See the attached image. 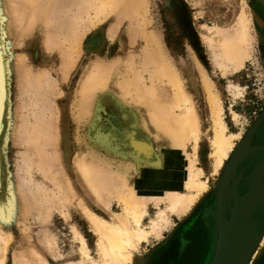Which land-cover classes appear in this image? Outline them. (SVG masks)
I'll return each instance as SVG.
<instances>
[{
	"label": "rangeland",
	"instance_id": "1",
	"mask_svg": "<svg viewBox=\"0 0 264 264\" xmlns=\"http://www.w3.org/2000/svg\"><path fill=\"white\" fill-rule=\"evenodd\" d=\"M84 1L87 3H84ZM91 1H43L44 4L48 5L51 9L49 18L52 19L55 15L53 17L54 20L52 19L53 23H49L52 25L50 26L47 24L46 32L53 35L54 32H56L55 34L59 38L58 42L60 48L64 52H67L68 48L70 49L69 42L64 38L67 37L66 27L70 25L67 23L72 20L71 17L78 16L81 18L79 15L82 12V20H78L77 17V19L74 17L76 21L78 20L76 23L80 28H82L83 19L85 18L87 24L89 22L92 23L87 25L89 30H87V28L85 29L82 40L75 50L76 52L79 50L77 53H80V55H76V58L75 51L73 53V57L77 60L74 59L76 62L68 73L69 75L66 80H63L65 78H63V63L65 62L59 58V54L62 53L60 50H52L45 47L44 30L40 31L36 29L28 32V35H23L19 34L14 27H11L9 30L7 27H4V30L8 32V36L3 30H0V63L4 60L2 65L5 66L1 68L2 65L0 64V98L4 103V111L0 121V203L3 204L5 202L4 205L6 204V206H8L10 202L15 201L18 207L22 209V212L25 214L27 213L18 220V223L20 222L19 224L7 218V225L2 227L4 232H10L11 234L3 264H15V259L18 255L19 258L20 255H22L21 258L23 259L20 258L19 262L22 260V262H24L23 264H33L32 262L34 261L32 260L39 256L40 257L35 260L38 262L43 260L44 264H102L97 245L99 239L98 234L92 229L83 210L77 207L74 201L85 199L86 204L95 214L107 220L110 219V213H121L122 206L120 202L114 198L111 200L109 209L112 212H107L102 207L95 204L94 200L90 199L89 196L85 195L80 175L73 170L70 171L67 167L78 158L84 157L85 159L95 160L96 162L102 161V167L104 162H106L104 165H110L108 169L104 168L103 170L104 178L106 175H111V173H109L111 170L115 171V174L113 173L112 175L117 178V176H119L116 174L117 169L125 171L134 166L136 170L137 167L139 168V171H135V173L137 172L138 174L137 186L140 184V177L141 179L143 177H149L148 175L151 173L150 170L153 168L148 164L147 157L150 155L149 152L154 154L163 152V158L173 169L179 170L184 167L186 164L185 161H187L184 154V159H182L181 156L180 162H178L175 150L164 147L160 151V149H158V143L154 140L146 142V136L138 131L139 127L135 125V121L131 120L132 114L139 117V113L142 112L141 117L138 118L139 125L142 129L143 122L141 119L145 114V111H143L144 108L142 107L144 106L141 105L140 107L139 104L136 105L133 99L135 97L134 91L139 87V89L145 90L149 89L150 86L153 87L152 85L157 88L167 85L169 82L168 78H165L162 74L164 67L165 69L169 68L174 74H179L181 79H183V88L193 99V104L200 118L202 130L207 129V127L209 128L210 124L208 117V102L206 101L207 93H205L206 90L203 83H201V69L212 82L214 90L221 98V105L223 107L222 120L226 126V134L236 135L240 148L244 149V147H250L251 136L262 121H264V0H245L247 6L246 13L249 15L251 21L248 39V43H250L247 47L249 50L246 48L247 51L250 52H248L249 56L244 61L243 65L236 70H223L224 67H219V65L216 64V53L220 51L218 49L220 36L216 33L217 29L215 28L221 27L222 29L221 23H225L224 26L227 27L225 30L227 29L228 33H232V21L234 22L233 19L239 11L240 4L242 3L241 0H130L128 6L129 10L126 7L127 16L124 14L121 17L114 16V13L111 15V13L108 12L103 13V16L102 12L99 13L96 11L97 0H95V2L93 0ZM88 2L91 4L89 5ZM71 4L72 6H69ZM85 4L88 5L86 6ZM134 4L136 5L132 8ZM70 7L73 8L71 9ZM135 9L137 11L140 9L138 14H135L137 13ZM87 10L90 17L85 14ZM105 10L107 9L102 11L105 12ZM230 26L232 28H230ZM154 53H158V56ZM146 54H148L147 57ZM150 55L153 57H150ZM21 56H23V58H21ZM24 57L26 58L24 59ZM153 58L155 59L152 60ZM114 59L120 63L118 67L121 66L119 74L115 76V79H117L115 83L124 86V78H126V80L130 78L129 81L132 80L130 83L133 85L135 83L137 87L132 85L129 90H125L126 93L122 91V93H124L122 95V104L125 109L118 107L117 105L120 104H117L114 100V98L117 99V95H119L118 92L122 94L121 91H117L116 88H112L111 86L107 89H95L97 91L94 90V93L91 92V94L93 93L94 95L92 94V97H90V94L88 96V98H90H86L88 99V103H93V106L88 104L89 107L91 106V109L89 108L88 111L85 101L79 103L78 100V88L84 73L90 70V67L96 66L98 68L99 65L104 66L105 63L107 67L116 61ZM148 60H150V62H148ZM6 62H9L11 70L6 66ZM150 63L153 64V67ZM163 63L165 66H163ZM15 64L16 66H21H17L20 68H17L18 71H20L18 72L20 75L16 73ZM24 67L26 69L28 68L34 75H39L40 72V74L44 73L42 74V78L50 80L53 83L52 86L55 85L53 87L51 86L53 89L45 88L44 86L41 87L40 90H36L34 87L32 90V87H27L28 84L25 85V81L27 83L28 78L25 80L26 74H24ZM43 69L45 71H43ZM132 69L135 72L138 71V74L135 73V75L134 71H130ZM154 69L158 72L154 71ZM161 69H163V71ZM149 70H151V73H149ZM22 74L25 77L22 76ZM45 74H47L46 77ZM121 74L122 76H120ZM138 77H142L141 80L140 78L137 79ZM166 80L168 82H166ZM121 83H123V85ZM232 87L239 88L240 94L235 95L237 92H235ZM21 88L27 90L25 94V91ZM81 103L83 105H81ZM96 103H100L98 108H95ZM78 105L83 106V108H80ZM53 108L56 109L55 112V109L52 110ZM85 109L87 110L86 113ZM94 109H96V111H94ZM105 109H107V111ZM44 116L47 120L44 119ZM37 117H39V120L43 118L44 120H42L49 125L52 124L51 127L54 130L57 129L56 131L58 134L56 131L55 133L56 136H58V142L56 144L58 147H50L49 143L47 145L45 144L46 146L44 145V148L47 150H42H45L44 153L47 152L46 155H44L45 157L51 156L48 158L44 157L47 161L50 159V164H47L45 161L48 166L53 165V168H50L51 172L53 173L56 171L58 173L59 171L63 173L64 178L67 177V182L69 181L67 184H70L72 192H74V195H71L72 192L68 191L70 193L66 196L68 197L66 199L68 202H65L64 199L66 197H63L62 200L64 201L60 199L62 201L60 203L57 195L60 196V192L63 189H58L59 187L57 185L55 186L58 188L55 187V182L52 180L53 178H48L49 176L47 177L46 175L44 176L43 174L45 173L33 165L37 162L39 155L37 156L35 154L32 145L26 142L24 144V141H22L24 131L21 130L20 127L24 124L26 125V122H29L30 126L34 127V124L37 122ZM54 122H56V129L53 127ZM14 124L16 126H14ZM21 131L23 132L21 133ZM142 143L145 144L143 145ZM57 150L59 155L53 156L54 153L56 154ZM138 150H141L142 153L138 152ZM233 151L234 150L229 153L223 167H221L217 173H213L209 164V156L210 152H212V147L206 136H201L196 153L193 151L192 143L189 142L187 144L186 152L192 158L195 154L196 166L202 170V176H200V178L207 182L210 189L198 196L185 214L181 216L174 214L169 215V223L171 221V224L168 223V226L166 225L165 228L162 229L160 235H155L150 232V220L158 212L155 201L150 200L147 204V214L142 220V224L144 228L149 231V234L140 242L138 248L132 252V258L127 264H155L154 262L155 260L157 261L160 253L169 249L172 243L174 254L171 255V257L165 256V262L163 264H211L216 240L215 215L218 213V203L220 202L215 200L214 193L217 185L220 183V179L223 177V171H225L227 162H229L230 158L231 160L234 158L239 149H236L235 152ZM88 154L90 156H88ZM29 162L33 164L30 165ZM169 162H171V164ZM27 165H30L32 169L30 167L28 170L29 166L27 167ZM59 165L61 167H58ZM31 170L32 172H30ZM108 170L109 172L107 173ZM21 182L23 185L25 184L23 188L20 186ZM38 184L44 186L42 189V196L39 195L41 191L38 192L34 190L37 188ZM27 186L31 188L29 192L32 191V194L30 193L31 195L27 194L28 196L26 195V193H28ZM43 186H39V188L41 189ZM155 188L156 187H150V190L146 192H152L151 195H155L157 194L154 191ZM258 188H260V185L256 182L246 194ZM22 190L26 191L24 192L25 194ZM236 192H238V190ZM159 193L160 195L164 194L161 192ZM34 194L35 197L37 194L40 197L37 196V198H34ZM236 194L238 195V193ZM31 197L33 202L30 200ZM52 197H57L58 199H53ZM23 198L27 199L23 201ZM34 202L35 204H33ZM42 204L43 206H41ZM165 205V203L161 204V207H165ZM26 207L30 212L27 211ZM232 209V206L229 205L227 214H231ZM44 211H48V213L46 214ZM262 211V215L257 218L260 225L259 230H257L258 241L250 256L248 264H264V209ZM45 215H49V218H46ZM252 218L253 221H256L253 215ZM41 219L46 220V222H44V220L41 222ZM23 225L26 228H23ZM48 240H51L52 246L50 245V247ZM83 248L86 249L87 255L82 254L81 251ZM260 250H262V254L257 257L256 253L258 251L260 252ZM40 258L41 260H39ZM36 261L34 262L35 264ZM22 262H20V264Z\"/></svg>",
	"mask_w": 264,
	"mask_h": 264
},
{
	"label": "bare ground",
	"instance_id": "2",
	"mask_svg": "<svg viewBox=\"0 0 264 264\" xmlns=\"http://www.w3.org/2000/svg\"><path fill=\"white\" fill-rule=\"evenodd\" d=\"M43 1L44 0H0V30H3L7 36H8V32H6V30H4V27H7L8 30L11 27H14L15 30L19 34H23V35H25V34L28 35V32H31L32 30H36V29L40 30V31L44 30L46 43H44V41H43V43L46 44L45 47L52 49V50L53 49L54 50H60L62 53V54H59V58H61V60L63 62H65V63H63V62H61V63H63V66H64L63 78L64 77L65 78L63 80H66L67 76L69 75L68 73L70 72L72 67H74V63L76 62V61H74V59L77 60L76 55H80V53L79 54L77 53L79 50H77V52L75 50L78 48L80 41L82 40V37L85 33V29L87 28V30H89L87 25H89L90 22L87 24L86 23L87 21L85 22L86 18L83 19V23L81 22L83 24V26H82V28H80V27H78L79 25L76 22L78 20H82V18H83L81 15L82 12L79 15V16H81V18L76 16L78 18L77 21H76L77 18L75 16L74 17L76 19H74V17H71L72 20L67 23L70 25H67V27L65 26L67 28V30H66L67 37L64 38V39H67V42H69V44H70V49L69 48L67 49L68 51L69 50L70 51L64 52L60 48V45L58 42L59 38L56 36V34H55L56 32H54L55 36L51 33L46 32L47 24L53 23V20H54L53 17L55 15L52 17L53 20L49 18L51 9L49 8L48 5H45ZM93 1L95 2V0H93ZM129 2H130V0H99V1L97 0V5H96L97 10L96 11H98L99 13L102 12V14L108 12V13H111V15H112V13H114L115 14L114 16H120L121 17L124 14L126 15V7L128 8ZM241 2L242 3L240 4L239 11L233 19L234 22L232 21L233 28L230 26V28H232V33H228L227 29L225 30V28H227L226 26H224L225 23H221V26L223 27L222 29H221V27H218L219 29L215 28V29H217L216 33L219 34V36H220L219 46L217 45L218 49L220 51L218 53H216L217 55H216L215 59H216L217 63L216 62L215 63L217 65H219V67L220 66L224 67L223 70L224 69L225 70L239 69L243 65L246 58H248V56H249L248 52H250V51H247V49H248L247 47H248V44L250 43V42L248 43V39H249V32H250L249 25H250L251 21H250L249 15L246 13V7L247 6L245 3V0H241ZM49 3H50V1H49ZM84 3H87V2L84 1ZM88 3H89V5L91 4L90 2H88ZM131 3H132V1H131ZM135 5L136 4H134L132 6V8H134ZM69 6H72V4ZM70 8L72 9L73 7H70ZM104 9H107V10H105V12H103L102 10H104ZM136 9H137V7H136ZM88 10L85 11V14L90 17V15L88 14ZM128 10H129V8H128ZM96 11H94V12H96ZM138 11H140V9ZM138 11L136 10L135 12H137V13H135V14H138L139 13ZM260 11H262V10H260ZM56 14H57V12H56ZM96 15H98V14H96ZM103 16H104V14H103ZM130 17H132V16H130ZM94 19H95V17H94ZM89 20H90V18H89ZM220 22H222V21H220ZM90 24H92V23H90ZM49 25H48V27H49ZM17 36H18V34H17ZM17 40H18V38H17ZM250 41H251V39H250ZM45 47H44V49H45ZM79 49H80V47H79ZM154 49H155V47H154ZM150 50H152V49H150ZM74 51H75L76 58L73 57ZM154 54H156V53H154ZM147 55L148 54H146V57H147ZM156 55L158 56V53ZM150 57H153V56L150 55ZM21 58H23V56H21ZM25 58L26 57H24V59ZM146 59H148V58H146ZM154 59L155 58H153L152 60H154ZM114 60H116V59H114ZM127 60H129V59H127ZM3 61L0 63L1 65L3 64ZM116 61H114L113 64H110L107 67L105 66L106 63L104 64L105 67L99 65L98 68L95 66L97 64H95L94 65L95 67H90V70L85 71L84 76L82 78V81L80 82V85L78 88V98H79L78 100H79V103L82 101H85V103H86L85 105H87L86 107H87L88 111H89V108L91 109V106L89 107L88 104H91L93 106V103H88V99L90 97H92V94L95 91H97L95 89H98V90H100V88L101 89H107V88H109V86H111L112 88H116L117 91H121V93H122V91L124 92L125 90L126 91L129 90L130 86L133 85L132 83H130L132 80L129 81L130 78H129V80H126V78H124L126 80V81L125 80L123 81L125 83L124 86H121L120 84L115 83L117 80V79H115V76H117L119 74V70H121V66L118 67V65H120V63L118 61L117 62ZM132 61H133V59H132ZM22 62H24V61H22ZM148 62H150V60H148ZM156 62H157V60H156ZM161 62H160V65H161ZM123 63H124V61H123ZM144 63H145V61H144ZM16 64H15V66H16ZM136 64H138V63H136ZM150 64H152V63H150ZM6 66L8 67V69L11 70V68H10L11 66H10L9 62H6ZM17 66H19V65H17ZM17 66L15 68L17 70L16 73L20 72V71H18L17 68L21 67V66H19V67H17ZM128 66H130V65H128ZM132 66H134V65H132ZM142 66H144V65H142ZM163 66H165L164 63H163ZM2 67H5V66L2 65L1 68ZM152 67H153V64H152ZM216 67H218V66H216ZM142 68H144V67H142ZM3 69H5V68H3ZM128 69H129V67H128ZM163 69H164V71H163ZM163 69H161L163 71L162 74L165 78H168V81H169L168 82L166 80V82H168L167 85H165L163 87L160 86L158 88L154 87V85H152L153 87H151L149 85L150 86L149 89L143 90V89H139L140 88L139 87L137 90L134 91L135 97L133 99L136 102V105L139 104L140 107H141V105L144 106V107H142V108H144L143 111H145V114L142 116V119H141L143 122L142 123L143 124L142 129L139 125V120H138V118L141 117L142 112L139 113V115H140V116L138 115L139 117H136V116H134V114H132L131 120L135 121V125L137 127H139L138 131L143 133V135L146 136V142L154 140L155 142L158 143V149H160V151L164 147H166V148L169 147V148L175 150V152L177 153L178 162H180L181 156H182L181 158L184 159L183 158V154H184L186 156V160H187V161H185L186 164L184 165V167L179 169V170L173 169L172 167L169 166L168 162L163 158V156H162L163 152H160V154H156V153L154 154L152 152H149L150 155L148 154L149 157H147V160H148V164L153 167V168L150 167L151 168L150 172L152 174L150 173L148 175L149 177H146V178L143 177L141 179V177H140V184H139V186H137V183H138V176L137 175L138 174H137V172L135 173V171L136 170L139 171V168L136 167V170H135V168L133 166L134 163L132 164L133 167L130 168L129 170L127 169L125 171L124 170L122 171L120 169H117L116 174L119 175V176L116 175L117 178L113 177V175H112L113 173L115 174L114 170H111L110 172L108 170L107 173L109 172V173H111V175L108 176L105 173L106 176L104 178V174H103L104 171L103 170H104V168L108 169V167L110 166V165L109 166L104 165V163H106L104 161H103L104 163H103V167H102L101 166L102 161L96 162L94 160L95 161L94 162L91 159H85L84 157H80L74 163H71L67 166L70 171L73 170L74 172H76L80 175L81 180H82V185L84 186L85 195L89 196L90 199L94 200L95 204L99 205L105 211L109 212V211H111V210H109L111 200L116 198L122 206V210H121L122 212L121 213H110V217H109L110 219L107 220V219H104V218L100 217L99 215L95 214L91 210V208L86 204L85 199H79V200L74 201L76 203V206L81 208V210H83V213L85 214V217L88 219L89 224L91 225L92 229L95 231V233L98 234L99 239H98L97 245L99 248V253H100L99 256H100V259L102 261V264H127L130 262V260L132 258V254H133L132 252L138 248L140 242L143 241V239H145L146 235L149 234V231H147L146 228H144V226L142 224V220H143V217L147 214V211H146L147 204L150 200H154L156 205H157L156 207H158V212L150 220V225H149L150 226L149 228L151 229L150 232L155 234V235H160L162 229L165 228V226L169 223V215L174 214V215H178V216L180 215L181 216V215L185 214L189 210V208L192 206V204L195 202V200L198 198V196H200L203 192H205L207 190L209 191L210 187L208 186L207 182L201 180V178H200V176H202L201 175L202 170H201V168L196 166L197 163H195V161H196L195 154H194V157L192 158L186 152V146L189 142L192 143L193 151H194V153H196L201 136L202 135L206 136V138L208 139V141L212 147V152H210V156H209V161H210L209 164H210V169L213 173H217L219 171V169L221 167H223L224 162L227 160L228 155L232 150L240 149L239 145H238V141H237V136L226 134V126L222 120L223 107L221 105V98L219 97L218 93L214 90V86H213L212 82L208 79V77L206 76L205 72L202 69L200 70V74L202 77L201 83H203V86L206 90L205 93H207V97H206L207 100L206 101L208 102V108H209L208 117H209L210 127L209 128L207 127V129L202 130L200 118H199V115H198V113L195 109V106L193 104V99L190 96V94L183 88V83H184L183 79H181L179 74L172 73L169 68L165 69V67H164ZM23 70L25 72L24 74H26L25 80H27V78H28L27 83L25 81V85L28 84L27 87H29V88L32 87V90H33V87L36 88V90H40L41 87H44V86H45V88L47 87L50 89L53 86H55V85L52 86L53 83L50 80L42 78V74H44V73L40 74L41 73L40 72L39 75L36 73H35L36 75H34L31 71L28 70V68L26 69L24 67ZM140 70H142V69H140ZM143 70H145V69H143ZM151 70H149L150 71L149 73H151ZM43 71H45V70L43 69ZM130 71H134V70L132 69ZM154 71H157V70L154 69ZM143 72H146V71H143ZM45 73H47V72H45ZM125 73H123V74H125ZM135 73L138 74V71L137 72L134 71V74ZM225 73H226V71H225ZM18 74L20 75V73H18ZM139 74H140V72H139ZM152 74H153V72H152ZM22 76H24V75L22 74ZM46 76H47V74H45V77ZM120 76H122V74ZM163 76H161V77H163ZM127 77H129V76H127ZM134 78H135V76H134ZM139 78L141 80L142 77H138L137 79H139ZM22 80H24V79H22ZM121 84L123 85V83H121ZM134 85H135V83H134ZM17 86H18V84H17ZM20 86H21V84H20ZM135 87H137V86L135 85ZM233 89L235 90V92H237V93H235V95L240 94L239 88L235 87ZM23 91H25L24 92V94H25L27 90H23ZM126 91L124 93H126ZM91 92H93V93L91 94ZM124 93L120 94L118 92L119 95L114 93L119 97V99L117 97V99L114 98V100L117 102V104H120V105H117L118 107L125 109V107H123V104H122L123 103L122 102V100H123L122 95ZM90 94H91V96L88 98V96ZM106 94H108V93H106ZM129 97H132V96H129ZM86 98H88V99H86ZM91 99H90V101H91ZM129 101H130V99H129ZM135 102H133V103H135ZM37 103H39V102H37ZM82 103H81V105H83ZM99 104L100 103H96L95 108H98ZM36 105H38V104H36ZM79 107L83 108V106H79ZM23 108H25V107H23ZM54 109L55 108H53L52 110H54ZM105 110L107 111V109H105ZM3 111H4V103L1 101V98H0V121H1V118L3 115ZM55 111H56V109L54 110V112ZM91 111H90V113H91ZM94 111H96V109H94ZM42 112H43V110H42ZM86 112H87V110L85 111V113ZM53 115H54V113H53ZM135 115H136V113H135ZM38 118L39 117H37V122L34 124L35 128L30 126L29 122H26V125L24 124L20 127V129L24 131L23 136H22L23 137L22 141H24V144L26 142L27 144L32 145L34 150H35V154L37 156L39 155L38 158L36 157L37 162H35V164H33L31 162H29V163H30V165L33 164V165H35V167H38V169L42 170L45 173V174H43L44 176L46 175L47 177L49 176L48 178H51V177L53 178L52 180L55 182L54 186L57 185L59 188L57 186H55V187H57L60 190L63 189L61 192L59 191L61 193L60 196H58L56 194L57 197H59L60 203L64 200L66 202L67 201L66 199L68 198L66 196H68V193L70 191L72 192V188L70 187V184H67V183H69V181L67 182V177L64 178L62 172H59V171H58V173L56 171H55L56 173L51 172L50 168H53L52 167L53 165L48 166L47 164L48 163L50 164V159L48 161H47V159L45 160V158H48L51 156L45 157L44 155H46L47 152L44 153L45 150H42V149H46L44 147L49 143H50V147L51 146L52 147L57 146L56 144L58 142V140H57L58 136H56V133H57V131H56L57 129L55 127L56 122H54V124H53L54 125L53 127H55V129H56V130H54L51 127L52 124L49 125L48 123H45V121H43L45 119V116H44V119L42 118L43 120L42 119L39 120ZM45 120H47V119H45ZM126 122H128V121H126ZM15 124H14V126H16ZM15 130H16V128H15ZM23 131H21V133ZM55 131H56V133H55ZM110 134H111V132H110ZM126 140H129V139H126ZM148 145H147V150H148ZM55 149H54V151H55ZM149 149H150V147H149ZM36 151H37V153H36ZM57 152H58V150L56 151V154L55 153L53 154V156H55L57 154L59 155V153H57ZM138 152L142 153L141 150H138ZM23 155H25V154H23ZM74 155H75V153H74ZM88 156H90V155L88 154ZM99 160H101V159H99ZM45 161L47 164L45 163ZM182 162H183V160H182ZM169 163L171 164V162H169ZM23 164H25V163H23ZM0 165H1V162H0ZM30 165H27V167L29 166L28 170L31 167ZM172 165H174V164H172ZM58 167H61V166L59 165ZM31 169H32V167H31ZM152 169H155V170H152ZM30 172H32V170ZM105 172H106V170H105ZM28 173H29V171H28ZM0 176H1V174H0ZM29 183H30V181H29ZM20 184H21L20 186L22 188L25 185V184L23 185L22 182ZM52 184H53V182H52ZM38 185H37V188H35L34 190H37L38 192L41 191L42 194L40 193L39 195L42 196L43 195L42 189L44 188V186L42 184H40L39 186H43L40 189ZM63 185H65V186H63ZM62 186L65 187L66 189L63 188ZM150 187H156L154 191L157 194L151 195L152 192L151 193L146 192L147 190H150ZM166 187H168V188H166ZM27 189H28L27 190L28 193H26V195L27 194L31 195L32 191L29 192L30 191L29 189H31V188H28V186H27ZM229 189L231 190V188H229ZM45 191L47 192L46 189H45ZM158 191L161 193H164V194L160 195V193ZM24 192H26V191H23V193ZM144 192H146V193H144ZM81 194H82V192H81ZM71 195H74V192H72ZM33 196H34V198H37L38 194L36 197H35V194ZM40 196H38V197H40ZM53 196H54V194H53ZM32 197L30 200L33 202ZM57 197H52V198L54 199ZM63 197H66V198L64 200H62ZM23 199H24L23 201H25V199H27V198H23ZM69 199H71V198H69ZM229 199H231V198L228 197L227 194H220L219 193L216 196V200L220 201L218 203V208H219L218 213H216V215H215L217 228L220 226L221 222L224 220L225 216H223V214H225L224 213L225 208L228 206V202L231 201ZM21 201H22V199H21ZM249 202H251L250 204L263 203L264 202V191H260L259 193L252 195L249 199ZM4 203L3 204L0 203V243H1L0 264H3V262H4V255L6 253L9 241L11 239L10 232H4L2 227L7 225V218L12 219L17 224L18 220H20V218L23 217V215L25 214L22 212V209L20 207H18V205L15 201L10 202L8 206H6V204L4 205ZM39 203H37V204H39ZM57 203H58V200H57ZM164 203L166 204L165 207H161V204H164ZM33 204H35V202ZM41 206H43V204ZM38 207H39V205H38ZM23 211H24V209H23ZM27 211H28V208H27ZM28 212H30V210ZM45 212H46V214L48 213V211H44V213ZM49 212H50V208H49ZM40 217H42V216H40ZM43 218H44V216H43ZM46 218H49V215L46 216ZM225 219H226V217H225ZM24 220H26V219H24ZM43 220L44 219H41V222H43ZM44 222H46V220H44ZM169 224H171V221ZM23 228H26V227L23 225ZM23 228H22V230H23ZM22 232H24V231H22ZM48 242H49V247H50L51 240H48ZM81 252H82V254L87 255V251L85 248H83V250ZM251 254H252V252H251ZM261 254H262V250H260V252L258 251L256 253L257 257H259ZM21 256L22 255H20V258H21ZM39 257H37V258H39ZM18 258H19V255L15 259V264H20V262H22V260L19 262L20 258L19 259ZM37 258H35V259H37ZM21 259H23V258H21ZM30 259H32V258H30ZM35 259L32 261L35 262L36 261ZM39 260H41V258ZM41 261L43 262V260H41ZM41 261H39L40 263L38 261H36V264H44V262L42 263ZM34 262H32V263L35 264ZM23 263L24 262H22L21 264H23ZM248 263H249V261L246 264H248ZM73 264H76V263H73Z\"/></svg>",
	"mask_w": 264,
	"mask_h": 264
},
{
	"label": "water",
	"instance_id": "3",
	"mask_svg": "<svg viewBox=\"0 0 264 264\" xmlns=\"http://www.w3.org/2000/svg\"><path fill=\"white\" fill-rule=\"evenodd\" d=\"M252 150L254 149H247L237 154L226 174L224 186L226 194L231 198L229 200H231L233 209L232 213L228 215L225 209L223 216L226 219L224 217L220 226L216 227L215 249L211 264H246L250 260L251 252L254 251L253 248L258 241V231L252 214L258 207L264 209V202L250 204L249 199L252 195L264 191V187L240 198L229 189L227 183L229 173Z\"/></svg>",
	"mask_w": 264,
	"mask_h": 264
},
{
	"label": "flooded vegetation",
	"instance_id": "4",
	"mask_svg": "<svg viewBox=\"0 0 264 264\" xmlns=\"http://www.w3.org/2000/svg\"><path fill=\"white\" fill-rule=\"evenodd\" d=\"M247 149H254V150L248 152V154H246V156L236 164L234 170H232L227 177L228 187L231 188V190L234 191L235 194L238 193V195L241 197H244L245 194L252 188V186L256 184V182H258L260 188L264 187V121H262V123L257 127V130L254 131V134L251 136L250 147L249 148L244 147V149L240 148L239 151L236 152V155ZM235 150L236 149H234L233 152H235ZM236 155L232 160L230 158L229 162H227L225 171H223L224 172L223 177L220 179L219 181L220 183L219 185H217L216 191L214 193L215 200H216V196L219 193L226 194L224 180L231 166V163L235 159ZM260 188L256 190H259ZM237 190L238 192H236ZM229 205L232 206L230 201L228 202V206ZM228 206L225 208L226 210ZM262 210L263 209L261 207H258L256 212L252 214L256 220L254 221L255 222L254 224L257 230H259L260 228L259 221L257 220V218L258 216L262 215L263 212ZM172 246L173 243L170 245L169 249L160 253V256H158L157 261L155 260L154 263L163 264L165 262L164 260L165 256L171 257V255L174 254V250Z\"/></svg>",
	"mask_w": 264,
	"mask_h": 264
}]
</instances>
